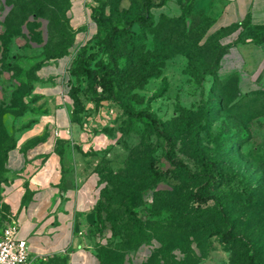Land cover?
Segmentation results:
<instances>
[{
    "label": "rangeland",
    "instance_id": "1",
    "mask_svg": "<svg viewBox=\"0 0 264 264\" xmlns=\"http://www.w3.org/2000/svg\"><path fill=\"white\" fill-rule=\"evenodd\" d=\"M0 2V25L7 44L13 41L8 70L14 84L22 83L20 93L33 85L34 66L69 44L74 50L73 120L100 183L93 232L101 264H132L134 257L141 264H249L251 258L264 264V87L242 93L235 79L218 78V48L189 33L181 19L166 17L148 27L146 41L123 42L133 47L130 67L115 78V94L104 95L87 70L110 66L104 42L109 25H97V33L77 45L70 0ZM123 7L139 10L132 0H112L106 17L120 24ZM3 85L1 97L11 98L12 83ZM34 99L26 95L12 111L36 113L30 111L37 108ZM140 110L164 124L175 158L194 173L202 169L195 151L217 161L215 191L222 204L195 201L207 178H189L170 163L165 139L147 119L129 113ZM5 118L14 131L30 122L19 124L11 113ZM4 165L0 156V235L12 220L2 194L8 180ZM151 169L165 175L153 180ZM225 232L235 239L223 242Z\"/></svg>",
    "mask_w": 264,
    "mask_h": 264
},
{
    "label": "crops",
    "instance_id": "2",
    "mask_svg": "<svg viewBox=\"0 0 264 264\" xmlns=\"http://www.w3.org/2000/svg\"><path fill=\"white\" fill-rule=\"evenodd\" d=\"M97 1L70 0L69 22L77 45L98 31L89 8ZM152 1L149 11L156 21L181 19L189 33L219 49L216 71L221 79L235 76L242 93L264 87V0ZM3 35L1 24L0 87L13 82L7 54L13 41L4 48ZM73 55L69 49L35 70L30 96L39 97L34 105L41 112L19 117V124L33 122L18 133L5 159L8 180L2 194L34 264H101L93 232L100 183L82 130L73 120ZM132 264L141 261L134 257Z\"/></svg>",
    "mask_w": 264,
    "mask_h": 264
},
{
    "label": "trees",
    "instance_id": "3",
    "mask_svg": "<svg viewBox=\"0 0 264 264\" xmlns=\"http://www.w3.org/2000/svg\"><path fill=\"white\" fill-rule=\"evenodd\" d=\"M112 0H99V4L92 8L91 17L96 22L99 27L109 25V33L105 35L104 42L106 44V48H108V53L110 56V66L102 65L99 67H94L92 69L87 70V75L91 78L93 83L101 88V93L104 95H113L115 94L117 87L115 83V78L120 72L127 70L130 67V63L132 61L131 55L133 54V47L129 48L124 45V41H128L129 39L139 38L141 40L146 41L148 39L147 29L154 25L156 21L150 11V5H154V1L145 0L141 2L140 0H132L133 4L139 7L138 11H133L128 7L120 8V12H122V21L120 24H113L111 18L106 17V7L111 4ZM163 1V0H162ZM161 1V2H162ZM70 7V6H69ZM166 18V17H164ZM162 18V19H164ZM160 19V20H162ZM138 25L140 30L132 31V27ZM7 41L5 38V33L3 35V47L7 46ZM70 44L62 48L60 51L50 54L48 56V60H52L69 52ZM217 48V47H216ZM219 50V49H218ZM4 51V50H3ZM218 58V57H217ZM120 59H125V63L121 65ZM45 61V62H47ZM45 62H41L40 64L33 67L34 72L41 65L45 64ZM217 69V68H216ZM12 75V74H11ZM216 76L220 78L216 71ZM13 77V76H12ZM224 79H235L237 82V78L235 76H229ZM37 78H33V85L27 91H23L20 93L21 84H14L12 82V89L10 91L11 98L0 99V156L6 159L7 152L16 146L17 137L16 133L21 131L22 129L28 128L32 124V120L28 122L24 126H20L16 131L12 130L11 127L7 124L5 115L7 113L13 114L15 117H20L25 114L24 111H20L18 113L13 112L12 110L19 107L20 104L18 101L20 100L21 104L24 102V97L26 95H31L34 84ZM238 88V84H237ZM239 89V88H238ZM36 101L39 97L32 96ZM33 112H41L37 109L30 110ZM75 111V105H74ZM73 111V114H74ZM132 116L138 118L147 119L155 132L162 136L166 141V150L165 156L170 161L173 166L179 167L187 177L189 178H198L204 176L207 178V181L200 185L194 193V199L198 203H206L209 200H214L218 204H222V200L220 196L216 193V185L219 182L220 169L218 163L213 158H206L201 155L197 151L194 153L195 159L200 162L201 171L199 173H194L190 167L182 160H178L175 158V150H174V139L173 136L167 131L164 124L159 121L157 116L150 111L140 110V111H129ZM5 172L6 167L4 165ZM152 170V169H151ZM152 179L157 180L165 175V172L158 171L153 169L152 171ZM235 239V235L225 232L221 236V240L223 242L229 243ZM97 255L101 262L102 255L97 251ZM249 264H256L254 259L251 258Z\"/></svg>",
    "mask_w": 264,
    "mask_h": 264
},
{
    "label": "built area",
    "instance_id": "4",
    "mask_svg": "<svg viewBox=\"0 0 264 264\" xmlns=\"http://www.w3.org/2000/svg\"><path fill=\"white\" fill-rule=\"evenodd\" d=\"M18 222L12 219L0 235V264H34L27 240L17 235Z\"/></svg>",
    "mask_w": 264,
    "mask_h": 264
}]
</instances>
